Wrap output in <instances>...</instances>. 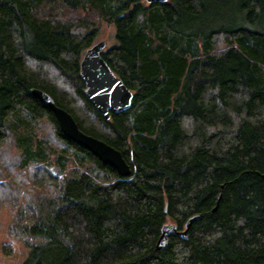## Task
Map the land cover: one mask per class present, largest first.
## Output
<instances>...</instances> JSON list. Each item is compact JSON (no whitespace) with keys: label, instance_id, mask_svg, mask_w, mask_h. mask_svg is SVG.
<instances>
[{"label":"trees","instance_id":"1","mask_svg":"<svg viewBox=\"0 0 264 264\" xmlns=\"http://www.w3.org/2000/svg\"><path fill=\"white\" fill-rule=\"evenodd\" d=\"M103 21L116 44L102 57L132 93L108 119L79 77ZM32 89L130 175L66 139ZM6 176L20 264H264V0H0ZM196 215L156 248L165 223Z\"/></svg>","mask_w":264,"mask_h":264},{"label":"water","instance_id":"2","mask_svg":"<svg viewBox=\"0 0 264 264\" xmlns=\"http://www.w3.org/2000/svg\"><path fill=\"white\" fill-rule=\"evenodd\" d=\"M147 4L163 3L166 0H144ZM105 41L101 40L91 45L83 54L79 64V77L84 85V95L92 107L105 119L110 113L118 114L127 111L131 107L132 93L121 79L109 68L102 57ZM30 93L53 113L60 133L69 141L89 151L99 161L115 169L121 177L130 175V166L122 154L105 142L83 133L74 118L66 110L55 105L53 99L43 91L32 89ZM199 215L187 220L182 231H178L176 225L165 223L160 229V235L156 242V248L162 250L168 241L170 234L186 236L192 223Z\"/></svg>","mask_w":264,"mask_h":264},{"label":"rangeland","instance_id":"3","mask_svg":"<svg viewBox=\"0 0 264 264\" xmlns=\"http://www.w3.org/2000/svg\"><path fill=\"white\" fill-rule=\"evenodd\" d=\"M105 41V47L103 49V52L109 50L111 47L115 46L116 39H115V27L112 25H109L106 23V21H103L99 25L98 32L95 37V42L98 41ZM68 170V169H67ZM24 171V170H23ZM27 171L21 172L25 174V178L27 180ZM51 174H55V170L50 171ZM17 173V172H16ZM12 176H6V178L0 179V183H5V185H12ZM29 183H26L24 187L20 190V202L24 201V193L28 192L29 190ZM17 210V206L14 208V206L11 204L8 196L6 194H2L0 196V264H20V261L23 258L24 251L23 247L18 242H12L7 235V230L10 225L11 219L14 216L15 212ZM11 243L15 247L14 254L12 257H5L2 253V246L3 244Z\"/></svg>","mask_w":264,"mask_h":264}]
</instances>
